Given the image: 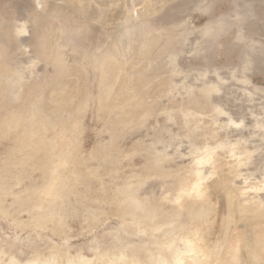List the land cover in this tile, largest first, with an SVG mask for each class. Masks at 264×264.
I'll list each match as a JSON object with an SVG mask.
<instances>
[{
  "label": "rangeland",
  "instance_id": "obj_1",
  "mask_svg": "<svg viewBox=\"0 0 264 264\" xmlns=\"http://www.w3.org/2000/svg\"><path fill=\"white\" fill-rule=\"evenodd\" d=\"M0 264H264V0H0Z\"/></svg>",
  "mask_w": 264,
  "mask_h": 264
},
{
  "label": "bare ground",
  "instance_id": "obj_2",
  "mask_svg": "<svg viewBox=\"0 0 264 264\" xmlns=\"http://www.w3.org/2000/svg\"><path fill=\"white\" fill-rule=\"evenodd\" d=\"M152 10V9H151ZM155 10V9H154ZM156 11V10H155ZM152 12H153V10H152Z\"/></svg>",
  "mask_w": 264,
  "mask_h": 264
}]
</instances>
